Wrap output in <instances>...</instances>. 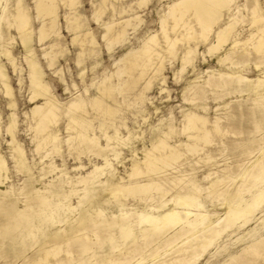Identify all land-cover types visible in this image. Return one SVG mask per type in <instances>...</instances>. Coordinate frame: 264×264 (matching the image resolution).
Returning <instances> with one entry per match:
<instances>
[{"label":"bare ground","instance_id":"1","mask_svg":"<svg viewBox=\"0 0 264 264\" xmlns=\"http://www.w3.org/2000/svg\"><path fill=\"white\" fill-rule=\"evenodd\" d=\"M32 1L35 11L34 19L38 21L35 32L42 57L46 67L53 70V73L58 75L59 80L63 82L60 69L55 68L58 58L65 52V48L59 41L62 35L58 27L60 16L58 9L64 8L62 17L67 31L72 35L70 46L75 47L76 50H74L73 60L76 63L74 65H82L90 55L91 51H88V46L95 44L94 35L89 28L82 24L81 14L77 11L79 0ZM107 2L112 16L104 20L102 16ZM147 2L148 0H137L134 4L141 8ZM236 3L237 0H171L166 4L159 17V32H149L141 40L139 46L125 48L124 53L113 62L116 67L115 71L109 76H103L101 81L95 84L98 95L91 96L87 102L83 93H78L77 90V93L74 92L73 97L63 107L51 93L49 85L43 79V68L33 57L32 20L27 8L21 4L20 0L14 2V5L11 6L12 9L8 7L9 5L0 3V58L3 57L5 61L0 59V92L6 99L5 107L10 110L7 115V123L4 125L0 113V264H67L73 260L72 243H77V252L80 254L77 256L80 257L85 252L94 250L95 245H101L105 239L114 240L111 231H109L111 228L117 229L118 231L115 230V232L124 241L129 239L133 243L139 236L145 237L143 238L146 239L144 240L145 247H150L151 237L152 239L168 237V234L172 232L168 240L170 238L174 241L181 239L183 244L189 243L187 248H190L191 259L194 261L223 232L235 225L240 226L241 222L242 224L247 223L252 216L261 211V206L264 203V147L260 149L259 154L253 160H250L246 166L239 170L236 176H240L243 181L231 192L220 190V188L215 189L223 184L226 178L230 180L236 178L234 175L230 176V169L227 166L221 169L223 174L220 176L215 174L212 177L215 173L212 171L204 174L202 181L206 180L208 183V186L204 188L199 186L196 180H190V177L184 180L187 174L181 170L182 160H187L189 155L191 157L201 154V150L204 151L206 146L212 145L215 136H226L230 130L225 129L227 126L224 128L221 125L220 117H215L210 121L208 117L188 110L182 115L184 121L180 131L186 141L177 140L178 143L170 142L171 139L170 141L168 139L169 132L173 131V126L168 125L166 129L169 132L164 131L161 120L155 128L157 134L152 141H149L150 146H146L144 141H141V156H136L138 150L135 141L142 139L139 135H134L127 127H123L127 130L126 136H120L117 126L112 134L101 128L104 139V144H102L100 141L102 137L97 135L91 127L90 120L87 119L90 112L85 108L87 102L91 109L103 119L114 120L119 108L114 107L119 104L115 93L120 95L125 90L129 91L140 85L136 97H133L143 102L152 79L163 67L164 53L176 56V44L180 41L183 42L184 53L180 58L182 59L180 67L183 70L190 63L197 43L202 42L206 43V53L213 56L220 65L230 64L228 71L217 72V76L209 74L206 83L216 89L225 88L234 83L238 84V87H232L231 91L235 89L233 92L237 90V92L255 95L251 101H255L257 109L247 108L250 110L246 112L247 114L242 112L239 119L234 118L231 123L236 124L237 120H246L248 117L253 130L259 133L264 129V14L260 11L258 0H253L249 9L250 16L248 19H244L240 16L241 14H236L239 11V6ZM91 4L93 15L90 17L93 16L95 22L100 25L101 39L107 51H112L117 46L125 47V44L129 43L130 35H134L143 21L141 14L131 5L133 3L122 5L120 8H116L112 0H91ZM238 25L246 27L247 34L245 36L239 37ZM3 26L7 30L4 35L2 33ZM11 29L15 31V34L12 35ZM15 39L18 40L24 51L25 77H22V67L17 63L11 49ZM192 40L195 41V47L190 44ZM186 44L188 45L186 46ZM251 54L254 55L252 67L258 72L254 78L241 72L244 60ZM166 57L168 56L166 55ZM6 64L17 75L18 85L22 87L24 79L27 82V99L31 106L29 111H25L23 115L26 119L23 132L28 134L33 146L32 156L38 157L37 161L32 157V163L29 162L26 150L17 138L19 130L18 116L15 111L17 104L13 88L9 83ZM83 73L82 70L79 75L81 76ZM112 75L116 76V82L109 80ZM81 81L83 82V79ZM197 83L190 87L193 89L192 100L202 98L201 95L206 93H203V87ZM73 88L77 89V86L74 85ZM223 91L225 92V90ZM85 92L87 93V90ZM105 99L115 105L113 106ZM225 106L227 107V105ZM153 108L158 110L156 106ZM232 111L234 110L232 109ZM231 117L229 116V119ZM141 119L145 120V117L142 116ZM61 121L64 122L65 135L63 136H60ZM241 126L236 131L231 129L232 134L237 136L243 133L240 129ZM247 135L246 133L245 136ZM262 142L264 143V141ZM2 143L5 145L4 151L1 147ZM253 143L255 144V142ZM63 145L66 146L65 150L62 149ZM245 145L243 146L245 147ZM120 146L126 147L132 155L128 165L124 164V158L119 150ZM65 151L66 153H64ZM71 151L75 154L74 159L77 160L76 164L70 168L72 174L67 170L65 164H55L52 157L50 158V155L54 153L64 162L66 155L71 154ZM209 154H204L205 162L211 159ZM81 155L88 157L89 167H85L81 161ZM90 156L101 161L90 160ZM8 159L12 162L14 170L23 175L22 182L16 187L12 184L7 185L10 180ZM47 159L49 161H46ZM200 159L202 158L199 157L198 160ZM197 162V160L193 161L194 164ZM37 164L40 166L38 167ZM237 164L240 166L241 163ZM119 166H122L123 172L118 170ZM236 166L234 168H237ZM35 169H37L36 174L34 173ZM174 188L179 190L173 193L171 191ZM201 190H205L206 198L214 197L218 200L223 211L217 219H211L208 210L204 209V204L200 199ZM72 196L77 198L75 204L71 202ZM127 198L144 204L141 210L134 211L135 217L131 216L133 212L128 211L121 201V199L126 200ZM117 211L118 213H116ZM74 222L79 224L92 222L96 228L97 223H100L101 227H106L102 229H107L108 232L101 236L98 234L99 231L91 229L93 237H90L87 235L88 232L82 233L76 229ZM137 226L140 228L136 229L140 235L136 234L135 227ZM165 239L167 240V238ZM190 242L192 243L190 244ZM109 244H112L110 246L112 249L117 248L115 243L114 245L113 243ZM134 245L136 246L135 243ZM162 247L160 248L158 244L153 247V250L152 248L149 249L150 251L148 250L149 253H147L151 260L169 250L167 245ZM137 249L134 247L131 250L137 251ZM263 250L264 235L252 238L243 250L246 254L242 252L243 255H246L245 259L240 255L244 261H238H243L241 264H264V255H260ZM177 252L183 255L187 249L183 247ZM187 254L189 253L187 252ZM191 255L189 254V256ZM62 256H65V259ZM236 256L230 257V260H235ZM12 257L15 258L14 260L20 259L21 261L22 259V263L13 262ZM113 258H110L108 263L145 264L148 261L141 255L134 261L125 260V257L123 258L125 261ZM126 258L128 257L126 256ZM182 258H175L167 264H175ZM162 261L152 264H162ZM79 262L82 263L78 260ZM185 262L191 264L192 261L186 260Z\"/></svg>","mask_w":264,"mask_h":264},{"label":"rangeland","instance_id":"2","mask_svg":"<svg viewBox=\"0 0 264 264\" xmlns=\"http://www.w3.org/2000/svg\"><path fill=\"white\" fill-rule=\"evenodd\" d=\"M15 1L16 0H0V3L2 5L7 4V5H9L8 7L10 9H12L13 7H11V6L14 5ZM20 1H21V4L27 8L29 15L31 17V20H32V29H33L32 47H33V54H34L33 57L35 60H37V62L43 68V72H44L43 79L49 85L51 93L56 97V99L60 103V106L63 107L70 100V98L73 97V93L74 92L77 93V90H78V93H83V97L85 98L86 101L87 100L89 101L91 96L98 95V93L96 92L95 84H98V82L101 81L103 76H105V75L109 76L115 71L116 67H115V65H113V62L119 56H121L124 53L125 48L126 47L131 48V47L139 46L141 40L149 32H153V31L159 32V29H160L159 22H158L159 17L161 16L163 9L165 8L166 4L169 3L171 0H148L147 4L144 7L142 6L141 8L140 7L138 8L136 6V4H134L137 0H122V1L118 0L120 3L116 0H112V3L116 5V8L117 7L120 8L122 5H125V4L133 3L131 5L133 6V8L135 10H137L141 14V18L143 20L142 23L140 24V26L138 27L137 31L134 33V35L133 34L130 35L131 38L129 40V43L127 42V44H125V47L117 46L112 51H107V49H106V47H105V45L101 39L102 29H101L100 25L97 22H95V20L93 19V16L90 17L91 15H93V10H92L93 7L91 4V0H79V3L77 5V11L81 14L82 24H84V26L86 28H89L91 30V32L95 38V44L88 46V48H89L88 51H91V53L86 58V60L83 62L82 65H84V66L80 65L81 67L78 65L77 66L74 65V64H76L73 60L74 59V52L76 50L74 49L75 47L70 46L71 45L70 39H71L72 35L70 32L67 31V29L65 27V21L62 17V13L64 12V8L60 7L58 9V12H59V15L61 17L59 16L58 27L60 29L62 37L60 38L59 41H60L62 47L65 48V52L63 53L62 56H60L58 58L56 65H55V68L60 69V73H61V77L63 79V82H61L59 80L58 75L53 73V70L48 69L46 67L45 60L42 57V52H41L40 46L38 45L37 36H36V32H35L37 29L36 27L38 26V21L37 20L35 21V19H34L35 11H34L33 1L32 0H20ZM252 2H253V0H237L236 4H238V6H239L238 7L239 11L236 14H241L240 16L244 17V19H248V17L250 16L249 9L252 6ZM258 2L260 5V11H262V13L264 14V0H258ZM109 8L110 7H109L108 2H107L105 12L102 16V18L104 20H106L110 16H112L111 9H109ZM227 16H229V15H227ZM237 28H238V31L240 32L239 37L245 36L247 34L245 26L242 27L241 25H238ZM242 28H243V31H241ZM10 32L12 33V35L15 34V31L13 29H11ZM2 33H3V35L7 33L5 26H3V28H2ZM46 43H48V42H46ZM198 43H197V47H195L194 46L195 41L192 40V42H190L191 46L193 45V47H195L196 50L192 53L191 61H190V63H188L185 66V68L183 69L184 71L181 70V67H180L182 65V62H181L182 59H180V58L182 57V55L184 53L183 52V47H184L183 42L181 43V41H180L176 44V50H177L176 56H172L170 54L164 53L163 67H161V68L159 67L161 69L160 72L155 76V78L152 79V83H151L150 88H149L150 90L148 89L146 91V93H145L146 97H145L143 102H141L140 99L136 100L137 98H135L136 93L139 91L138 89L140 88V85L139 86L137 85L138 87L136 86L135 88L129 90V91H132L131 93L128 90H125L127 93L125 91L123 92L124 95L123 94L119 95V94L115 93L114 95L117 97V98L116 97L115 98H116V100L119 101L118 105L112 104V102L108 101V99H105V101L111 103L113 106L115 105L114 107H117V108L119 107L118 112L116 113V117L114 118V120H108L107 119V121H106V119H103L98 113H96V111L91 109L89 103H87L88 101L86 102L85 108H86V110H88L90 112L87 119L90 120V125L94 129V132L97 135H99V136L101 135V137H102L103 131H101V130H103V129L106 130L109 134H112V133H114V128L116 126L118 128L120 136H126L127 135L126 134L127 130H126V128H123V127H127L131 131V133H133L134 135L135 134L139 135L140 138H142V139L135 141V145H136V148L138 150L136 156H141V153H140V150L142 149V145H141L142 142L141 141H144L143 143L146 146H148V147L150 146L149 141H152V139H154L155 135L157 134V131L155 130V128L157 127V125L159 124V122L161 120L163 122L164 131L169 132L168 129H166V127L168 125L173 126L172 127L173 131H171L172 133L169 132V138L168 139H169V141L171 139L170 142L178 143L179 141H177V140L186 141L185 136L182 133H180V131L182 128L181 125H183V121H184L182 115L185 112H187L188 110L196 111V112L208 117L210 121H212L215 117H220L221 125L224 128L227 126L228 128L226 127L225 128L226 130L230 129V130H228L227 135L226 136L224 135L222 137L215 136L212 145L206 146L204 148V151L201 150V154H199V155L196 154V155H194L195 157L194 156L190 157V155H189L187 160L186 159L182 160L183 165L181 166V170L185 171L184 173L187 174L185 176L186 179H184V180H187L190 177L189 178L190 180H196V182H198L199 186L204 188V187L208 186V183L206 180L202 181V176L204 174H206L207 172H209V171L215 172L212 175V177L215 174L220 176L221 174H223L221 169L223 167L227 166L228 169H230V176L233 177V175L236 176L238 174L239 170L242 169L244 166H246L250 160H253L259 154L260 149L264 147V143L262 142V141H264L263 140L264 139L263 138L264 137V129L260 130V132L257 133L258 131L253 130L250 118L248 119V117H246V120L244 119L245 121L243 119L241 121L239 120L240 123H238L239 122L238 120H237L236 124L231 123V122H233L232 119L233 120H234V118L239 119V116L241 115L242 112H244V114H247L246 112H249L251 109H253V108L257 109V105L254 103L255 101H251V100H253V98H255V95L253 96V94H251V93L247 94L246 92H237V90L235 91L236 92L235 93V92H233L235 89H233V91H231L232 87H238V84H234V83L226 86L225 88H217V89L214 88L213 86H209L206 83V81L208 79L207 77H209V74L210 75L215 74V76H217V72L228 71V70H230V68H228L230 66V64L227 63V64L220 65L213 56H210L206 53V48H205L206 43H202V42H198ZM12 45H14L11 48L13 55L16 57L17 63L22 67V70H23L25 68V64H24L25 62L23 61L24 51H23V49H22V47L19 44L17 39H15V41H13ZM187 45L188 44H186V46ZM166 55L168 57H166ZM172 57H173V59H172ZM0 59L3 60V57ZM253 61H254V55L251 54L249 57H247L244 60V66H243V69L241 70V72L244 73V75H246L248 77H252V78H254L258 74V72L255 71L252 67ZM3 62H5V61L3 60ZM5 66H6V70H7V74H8V78H9V83L11 84V86L13 88V92H14V96H15V100H16V104H17L16 110H15L16 114L18 116V124H19V126H18L19 130L17 133V138L23 144L24 149L26 150V153H27L28 160L30 163H32V157H34L36 159V161L38 160L37 159L38 157L36 155L32 156L31 151L33 149V146L30 143L28 134L23 132L24 125H26V123L24 124V121L26 119H25V116H23V115H24L25 111H29V108L31 106L30 102L27 99V92H26L27 91V87H26L27 82L24 79V83H23L22 87L20 85H18L17 75L14 74V72L12 71V69L10 68V66L8 64H6ZM82 70L84 71V73L80 76L79 73ZM25 72L26 71H24V70L21 71L22 77L26 76ZM81 79H83V82L81 81ZM109 80L116 82L117 78L115 75L114 76L112 75ZM196 83L198 85H200L201 87H203V93L204 92H206V93L201 95L202 98L194 99L195 100L194 101L191 99L193 97V89H191L190 87L192 85H195ZM74 85L77 86V89L73 88ZM85 87H87V88H85ZM159 89H161V90H159ZM85 90H87V93L85 92ZM212 90H213V92H212ZM216 90H218V91H216ZM223 90H225V92L226 91H228V92L225 93ZM241 93L244 95H242ZM133 96H135V97H133ZM219 96H221V97H219ZM248 96H249V98H248L249 100L247 99ZM186 97H187V100H186ZM230 101H232V102H230ZM233 102H235V103H233ZM225 105H227V107ZM239 105H240V107H239ZM245 105H247V106H245ZM5 106H6V99H4V97L1 95V92H0V113H1V120H2L3 125L7 123V115H8V113H10V110L8 108H6ZM153 106L158 107V110H154ZM204 106H205V108H202ZM251 107H253V108H251ZM247 108H249L250 110ZM232 109L234 111H232ZM91 111L94 113H92ZM235 113H236V115H234ZM140 116L145 117V120H142ZM227 116H228V118H227ZM229 116L230 117L232 116V117L229 119ZM228 120H229V123H228ZM247 120H249V121H247ZM109 121H112V122H109ZM223 121H225V122H223ZM61 122L62 123L60 125V129H61L60 136H63V135H65V133H64V122L63 121H61ZM245 122H246V124H245ZM248 122L250 123V125ZM239 126H241L240 129L243 131V133H241L242 135H244L243 137L241 134H238L237 136L232 134V131L238 130ZM248 126H250V127H248ZM101 128H103V129H101ZM174 128H176V129H174ZM251 128H252V130H251ZM231 129H232V131H231ZM248 130L253 131L254 133H251ZM261 131H263V132H261ZM246 133L249 136L248 135L245 136ZM236 138L238 139V141ZM243 138H244V140H243ZM260 138H261V140H259ZM256 140H257V142H256ZM100 141L102 144H104L103 137L100 139ZM243 142H245L246 145L242 144ZM253 142H255V144ZM239 143H240V145H239ZM249 144H251V145H249ZM243 145H245V147ZM252 145H254V146H252ZM1 147H2V150L4 151L5 145L3 143H2ZM62 149L65 150L66 146L63 145ZM119 150L122 153L121 156L125 159V160L123 159L124 164L128 165V163L130 162L129 158L132 157V155L130 154L128 149H126V147L120 146ZM221 150H222V152H221ZM244 150L247 152H245ZM43 151H42V153H45ZM242 151H244V152H242ZM210 152L213 154H211ZM64 153H66V151ZM206 153L207 154L210 153L209 155H211V159L208 162H205L206 161V158H205ZM53 156H55V157H53ZM74 156H75V154H73V151H71V154L66 155L64 162H62V159L58 155H55L54 153L50 155V158L52 157L51 159H53L55 164H58V165H60L62 163L65 164L67 170L70 172V174H72L73 172L70 171V168L73 165H75L77 162V160L74 159ZM199 157H201L202 159L198 160ZM89 158H91L90 160H93V161H98V162L101 161L100 159L97 160V159L93 158L92 156H90ZM196 160L198 162H197V164H194L193 161H196ZM46 161H49V159H47ZM81 161L83 162V164L85 165L86 168L89 167L88 157H86L85 155H81ZM237 163H241L240 166ZM242 163H243V165H242ZM8 164H9V169H10V173H9L10 180H9L7 185L12 184L16 187L18 184H20V182H22L23 175L21 173H17L14 170V168L12 167V162L9 159H8ZM234 165L235 166L237 165L236 166L237 168H234L235 167ZM37 166L39 167L40 165L37 164ZM193 166H194V168H193ZM117 168L120 172H123L122 166H119ZM189 168H191V169H189ZM234 170L236 171V173ZM220 171H221V173H220ZM34 173L35 174L37 173V169L34 170ZM228 179L229 178H226L224 183L221 184L220 186H217L215 189L220 188V190H228V192H231L236 187H238V185L241 184L240 182L243 181V179L240 176H236V178L234 180H230V179L228 180ZM173 190L171 192L175 193L179 189L174 188ZM205 190L204 191L201 190L200 199H201V202L204 204V209L208 210V213L210 214L211 219L215 220V219H217V217L221 214V212L223 210L220 207V205L218 204L217 199H215L214 197L213 198L212 197H208V198L205 197V195H206L204 193ZM76 200H77L76 196L71 197L72 203L75 204ZM121 201L124 203V207L128 211L133 212V214H131L132 217L136 216L134 214L135 210L139 211L144 206L143 203H139V201H135V200L130 199V198H127L126 200L121 199ZM116 213H118V211ZM92 224H93L92 222H87V223H83V224H79V223L74 222L76 229H79L80 232H82V233L88 232L87 235H89L90 237H93L91 235L93 230H96L97 232L99 231L98 234H101V236L104 234L106 235V233L108 232L107 229H106L107 231L104 230L106 227L105 228L101 227L100 223H97L98 224L97 228L94 227V225H92ZM239 224H240V226L235 225V226H233V228L229 229L228 231L223 232L221 234V236H219L207 248V250L202 255L199 256L200 258L197 257L194 261H193V259H191L192 255H191L190 248H187V245H189V243L183 244L182 243L183 240H181V239H178V241L177 240L174 241V239L170 238V240H168L169 237L171 236L172 232H170L168 234V237L163 236L160 238H154L155 240L152 239V237H151V240L149 241V242H151L150 247L149 246L145 247L144 246V244H145L144 240H146V239H143L145 237L139 236L136 239V242H133V243L131 241H129V239L124 241L123 239L121 240L120 236L117 234V232H115V230H117V229L114 230V228H111L109 231H111L114 240L109 241L108 239H105L101 245H99V244L95 245L93 248L94 250H89V252H85L80 257H78L80 254L77 252L78 251V248H77L78 246L76 245L77 243L76 242L72 243L71 248L73 250V252H72L73 260L70 262H67V264H90V263L91 264H98V263L99 264H101V263L110 264V263H108V260L110 258H113V257H115V259L117 258L116 260L125 261V260L130 259L131 261H134L138 257H140V255L143 256L146 259V261L148 259V261L145 264H152L153 262L160 263L162 260H163L162 264H167L169 261H171L175 258H182V257H183L182 260L178 261L175 264H181L182 262H183V264H188V262H185L186 260H190V262L191 261L194 262V263L191 262V264H228V263L235 264L236 261H237L236 264H241L244 261L243 259H245L244 256L246 257V255H243L242 252L244 254H246V252L243 250H245V247L248 245L250 240L252 238H257L259 236L264 235V203L261 206V211L258 212L257 214H255L254 216H252L249 219V221L247 223H245L246 225L242 224V222ZM98 226H100V227H98ZM102 228H104V229H102ZM91 229H93V230H91ZM136 229L139 230L140 229L139 226L135 227V231H136L137 235L138 234L140 235V232L137 231ZM113 232H114V234H113ZM165 238H167V240ZM148 239H150V238H148ZM164 240H166V241H164ZM155 241H157V242H155ZM158 241H161V242L158 243ZM126 242H128V243H126ZM172 242H174L175 245ZM109 243H113V245L115 243V246L117 248L112 249L110 247L112 244L110 245ZM134 243L136 244V246L134 245ZM191 243L192 242H190V244ZM118 244H119V246H118ZM122 244H124V245H122ZM158 244H159L160 248L162 246L165 247L167 245L169 250L165 254L158 255V257H155V259L151 260L150 256L148 255V253L150 251L149 249L152 248V250H153L154 249L153 247H155V245L158 246ZM177 244H179V245H177ZM134 247L138 248L137 251L131 250ZM183 247L185 249H187V252L191 256H189V254H187V252H185V254L183 253V255L180 254V252H177L180 248H183ZM142 248H144L145 251ZM106 249H107V251H106ZM261 252L262 253L260 255H264V250ZM93 253H94V255H93ZM172 253H174V254H172ZM137 254H139L138 257H137ZM179 254H180V256H179ZM109 255H112V256H109ZM131 255H132V258H134V259L130 258ZM184 255H185V258H184ZM186 255H187V257H186ZM240 255L243 256V259H242V256H240ZM28 256H31V255H28ZM126 256L128 258H126ZM188 256H189V258H188ZM234 256H236V259L234 258L235 260H233V259L230 260V257L233 258ZM62 257L65 259V256H62ZM124 257H125V260L123 259ZM83 258H84V260H82ZM14 259L15 258H13V257L11 258V260L13 262L15 261L16 263L17 262L22 263V259H21V261H20V259H17V260H14ZM78 260L81 261L82 263H80V262L78 263ZM130 260H128V261H130ZM238 260H240V261L243 260V261L239 262ZM229 261H231V262H229Z\"/></svg>","mask_w":264,"mask_h":264}]
</instances>
